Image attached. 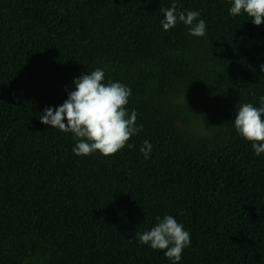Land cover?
Returning a JSON list of instances; mask_svg holds the SVG:
<instances>
[{"label":"trees","instance_id":"obj_1","mask_svg":"<svg viewBox=\"0 0 264 264\" xmlns=\"http://www.w3.org/2000/svg\"><path fill=\"white\" fill-rule=\"evenodd\" d=\"M174 2L205 36L163 29ZM231 6L0 0V264H172L135 237L165 215L190 233L178 264H264V153L234 126L264 97V23ZM96 68L131 89L142 130L115 155L78 156L40 116Z\"/></svg>","mask_w":264,"mask_h":264},{"label":"clouds","instance_id":"obj_2","mask_svg":"<svg viewBox=\"0 0 264 264\" xmlns=\"http://www.w3.org/2000/svg\"><path fill=\"white\" fill-rule=\"evenodd\" d=\"M160 11L164 14L161 20L164 30L182 22L189 26V35H206V22L198 20L199 11L178 12L175 2ZM229 12L234 17L245 13L259 26L264 23V0H232ZM261 69L264 70V65ZM104 81L105 72L101 68L82 74L74 79L75 90L68 99L58 108L47 107L40 116L41 123L73 134L77 141L72 149L75 155L86 156L97 151L104 156L115 155L126 145L134 147L128 141L142 130V125H136V110L132 109L129 116L126 107L131 89L120 82ZM234 126L241 137L251 142L257 156L264 153V97H260V107L239 104ZM151 149V143L144 140L140 151L145 159L150 158ZM156 219L154 227L136 232L135 237L140 244L163 251L172 264H178L183 250L191 245L190 233L172 215Z\"/></svg>","mask_w":264,"mask_h":264},{"label":"rangeland","instance_id":"obj_3","mask_svg":"<svg viewBox=\"0 0 264 264\" xmlns=\"http://www.w3.org/2000/svg\"><path fill=\"white\" fill-rule=\"evenodd\" d=\"M199 128H200V130H202L203 132H207V125H206V123L205 122H201L200 124H199Z\"/></svg>","mask_w":264,"mask_h":264}]
</instances>
